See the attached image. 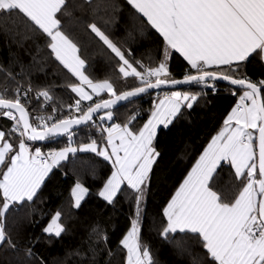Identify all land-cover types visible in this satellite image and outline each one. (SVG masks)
Segmentation results:
<instances>
[{"label": "snow or ice", "instance_id": "obj_1", "mask_svg": "<svg viewBox=\"0 0 264 264\" xmlns=\"http://www.w3.org/2000/svg\"><path fill=\"white\" fill-rule=\"evenodd\" d=\"M128 3L163 37L165 60L160 61L158 67L141 65L144 71L140 72L95 24L89 25L121 61L119 71L123 77L132 76L139 81L138 86L118 93L109 80L94 82L85 75V61L77 55L75 43L61 31L57 18L66 0H0V13L23 14L49 38L47 47L55 59L79 81V84L68 85L79 97L74 106H70L78 115L70 114L61 119L38 116V124L30 123L20 95L9 98L0 93V116L13 121L10 131L20 137L19 150L15 151L6 138L8 133L0 130V166L6 169L0 172V194L3 197L0 244L6 240L3 218L10 204L32 201L45 177L66 160L69 153L90 151L112 165L111 174L99 192L104 200L112 203L125 182L138 193L135 197L136 218L121 240L122 247L127 250L126 264H152L149 249L142 248L139 243V218L142 185L159 155L153 147V140L157 126L163 124L167 127L183 103L187 102L186 106L192 108L197 94L172 91L165 95L153 106L147 122L138 130L131 127L135 117L123 125L97 126L101 133H107L103 146L92 140L74 147L72 129L87 125L102 109H112L118 102L137 97L148 89L180 84L211 87L209 79H220L242 86L245 91L224 120V127L212 137L163 209L167 223L162 234L166 236L177 231L195 234L202 241L211 264H264V102L261 99L264 80L257 84L246 76L236 78L233 75L239 62L246 61L252 54L264 59V0H128ZM169 50L179 53L190 65L183 79L172 78L168 70ZM221 66H228V69L225 71ZM85 86L91 89V93L85 90ZM104 92L108 99L101 97ZM93 94L100 99L93 101ZM37 97L51 100L47 90L37 92ZM82 101L93 102L82 107ZM105 118L111 121L112 111L99 117L101 121ZM249 129L258 132V137L254 139ZM65 134L70 143L47 155L40 148L31 152L26 143V140L44 141ZM221 162L229 163L235 171V178L243 182L231 201L213 187L214 174ZM87 191L79 182L75 184L72 196L76 206ZM60 215L57 212L52 217L44 228L45 233L60 236L64 231L58 222ZM8 243L15 247L10 239Z\"/></svg>", "mask_w": 264, "mask_h": 264}, {"label": "trees", "instance_id": "obj_2", "mask_svg": "<svg viewBox=\"0 0 264 264\" xmlns=\"http://www.w3.org/2000/svg\"><path fill=\"white\" fill-rule=\"evenodd\" d=\"M60 29L75 43L78 56L85 61L83 69L94 82L109 80L119 93L138 86L135 77L124 78L119 71L121 61L91 31L95 24L126 58L143 72L141 67H158L165 60L163 38L140 16L126 0H66L57 13ZM49 38L23 14L0 13V93L14 98L20 88L47 90L50 106L30 97L22 101L29 117L57 109L60 119L69 116L70 106L77 98L71 83L75 78L55 59L47 47ZM139 61V63H137ZM172 78L183 79L187 64L177 53L167 62ZM236 67V65H233ZM227 70V67H222ZM194 74V70H191ZM236 78L247 77L259 84L264 80V63L260 55L252 54L239 63ZM211 87L190 85L178 92L197 94L192 108L186 105L165 128H161L153 147L157 156L149 173L148 183L140 201L139 243L147 247L152 264H211L202 241L188 232L162 234L166 225L163 209L204 149L224 127V120L234 108L243 91L208 83ZM149 94L114 111L110 125L128 123L138 130L148 120L154 101L162 94ZM101 97L108 99L107 94ZM264 102V89L261 91ZM95 97L93 101L99 100ZM81 103L86 107L92 103ZM12 122L0 117V130L17 151L20 137L10 131ZM93 123L77 131L71 143L77 146L96 140ZM257 133V132H256ZM26 139V138H25ZM40 150L64 148L70 141L66 136L44 144L29 143ZM6 170L1 167L0 172ZM112 165L103 157L89 152H76L55 167L35 198L17 209L10 208L3 218L6 240L0 245V264H126L127 250L121 240L131 229L136 216L137 192L124 185L112 203L100 198L99 192L110 176ZM213 187L228 200H234L243 182L235 178L229 165H221ZM2 176H0L1 179ZM79 182L87 191L85 199L75 206L72 190ZM3 198L0 194V206ZM59 212L64 231L60 236L44 232L52 217ZM12 241V247L8 240Z\"/></svg>", "mask_w": 264, "mask_h": 264}, {"label": "built area", "instance_id": "obj_3", "mask_svg": "<svg viewBox=\"0 0 264 264\" xmlns=\"http://www.w3.org/2000/svg\"><path fill=\"white\" fill-rule=\"evenodd\" d=\"M39 91H41V90H31V91H29V89L20 88V89H18V90L16 91V95H17V94L20 95L21 98H22V101H24V102H25V101H28L30 97H33V98H35L36 100L41 101V103L43 104L44 107L48 108V107L50 106V103H51L50 100H49V101H45L43 97H39V98H38V97H37V92H39ZM167 94H170V93L162 94L160 97H161V98H164V96L167 95ZM239 101H240V98L237 100V102L235 103L234 107L239 103ZM247 103H248V102H247ZM54 110H55V111H54ZM69 111H70V112H69V115H70V114H71V115H78V113L75 111L74 107L71 108ZM38 116H52L54 119H60L59 111H57V109H55V108H51V110H50L49 112H46V113H36V114H34V115L32 116V118L29 117L30 123L38 124L39 121L36 119V117H38ZM100 116H102V115H100ZM100 116L94 118V120L91 121V122L93 123L92 125H93V127L95 128L97 135L100 137V139H101L102 141H104V140H105L104 137H106L107 133H101V132L98 130V127H97V126L108 127V126H110V122H108V121L105 120V119H104L103 121H101V120L99 119ZM0 117L3 118V119H7V120H9L7 117H3V116H0ZM9 121H11V122L13 123L12 120H9ZM73 133H74V135L72 136V140H73L74 137L76 136L77 131H75V132H73ZM65 136L67 137V140H69V139H68V136H67V135H65ZM73 146H74V147H77V146H75L74 144H73ZM61 149H63V148L46 149V150H41V152H42L44 155H47L49 152H52V151H59V150H61ZM14 209L16 210L17 208L14 207Z\"/></svg>", "mask_w": 264, "mask_h": 264}, {"label": "water", "instance_id": "obj_4", "mask_svg": "<svg viewBox=\"0 0 264 264\" xmlns=\"http://www.w3.org/2000/svg\"><path fill=\"white\" fill-rule=\"evenodd\" d=\"M208 83H217V84H221V85L228 86V87H230L232 89H235V90L245 91V89L242 86L232 85V84L228 83L225 80H220V79L211 80V79H209L208 80ZM189 86L190 85H188V84H180V85H175V86H161V88H159V89H148L145 93H142V94L138 95L137 97L131 98L130 100L118 102L117 105H115L112 109H102L99 113H97L95 115L94 118H96V117H98L100 115L105 114L107 111H114V110H116V109H118V108H120V107H122V106H124V105H126L128 103H131L133 101L139 100V99H141L142 97H144L146 95L154 94V93H158V92H162V91H165V92L178 91V90H180L182 88H186V87H189ZM263 89H264V87L261 88V91ZM17 118H18V114H17ZM85 126L86 125L74 126L73 129H72V131L73 132L78 131V130H80L81 128H83ZM65 135H67V134H65ZM65 135H59V136H56V137H52V138L46 139L44 141H28V142L34 143V144H44L47 141H56V140H59V139H61ZM258 135L259 134L257 132L255 138L258 137ZM255 143L258 145V140H255ZM256 151H257V154H258V147L256 148Z\"/></svg>", "mask_w": 264, "mask_h": 264}, {"label": "crops", "instance_id": "obj_5", "mask_svg": "<svg viewBox=\"0 0 264 264\" xmlns=\"http://www.w3.org/2000/svg\"><path fill=\"white\" fill-rule=\"evenodd\" d=\"M127 2H128V0H126ZM129 4V3H128ZM130 5V4H129ZM131 6V5H130ZM132 7V6H131ZM133 8V7H132ZM134 9V8H133ZM135 10V9H134ZM136 11V10H135ZM137 12V11H136ZM138 13V12H137ZM140 16H142L140 13H138ZM143 17V16H142ZM146 21H147V19L145 18V17H143ZM151 26V25H150ZM155 30V29H154ZM156 31V30H155ZM157 32V31H156ZM158 33V32H157ZM159 34V33H158ZM160 35V34H159ZM162 37V36H161ZM163 38V37H162ZM170 51V54L171 53H173L174 51H172V50H169ZM174 53H177V52H174ZM181 58H182V60L187 64V66H188V68H190V65H188V63H187V61L186 60H184V58L179 54V53H177ZM54 56V55H53ZM168 59H169V57L167 58V61H166V63L168 62ZM263 60V63H264V59H262ZM59 62V61H58ZM241 62H244V61H241ZM241 62H239V63H241ZM63 66V65H62ZM222 67H227V66H221V68ZM66 69V68H65ZM67 70V69H66ZM68 71V70H67ZM69 72V71H68ZM70 73V72H69ZM71 74V73H70ZM72 75V74H71ZM181 93H184V92H181ZM160 99H163V98H161V97H157L156 99H155V101H154V105L155 104H158L159 103V101H160ZM187 104V102H185V103H183L182 105H181V107L182 106H184V105H186ZM153 105V106H154ZM154 110V109H153ZM152 110V111H153ZM103 115H105V114H103ZM102 115V116H103ZM173 119V118H172ZM105 120H107L108 122H110L107 118H105ZM147 122V121H146ZM145 122V123H146ZM161 128H165L164 127V125L163 124H161V125H158L157 126V133H158V131L161 129ZM249 131H251L250 129H249ZM157 135V134H156ZM156 137V136H155ZM155 137H154V140H155ZM154 140H153V143H154ZM28 142V141H27ZM30 143V142H29ZM117 143H118V141H117ZM98 144H100L101 146H103V145H105L106 144V139L103 141V142H101V143H98ZM28 145V144H27ZM28 147H29V150L31 151V152H34L35 151V147L34 146H32V145H28ZM19 149L17 148V151H18ZM108 151L110 152L111 151V149L109 148L108 149ZM77 152H80V151H77ZM89 153H93V152H90L89 151ZM70 154H72V153H69L68 154V156L70 155ZM68 158V157H67ZM63 161H65V160H63ZM63 161H61L60 163H62ZM221 165H229V166H231L229 163H227V162H221ZM220 165V166H221ZM220 166H218V168L220 167ZM2 166H0V168H1ZM57 167V166H56ZM55 168V167H54ZM53 168V169H54ZM217 168V169H218ZM52 169V170H53ZM52 170L49 172V174L45 177V179H44V181L42 182V184H41V187H42V185H43V183L46 181V179L48 178V176L50 175V173L52 172ZM233 170V172H234V175H235V171H234V169H232ZM150 173V172H149ZM258 178V177H257ZM1 179H2V177H1ZM146 184V183H145ZM142 185V187H145L146 185ZM124 185H127V183L125 182L122 186H121V188L124 186ZM41 187L38 189V191H37V193L39 192V190L41 189ZM121 190V189H120ZM120 190H118V192H117V194L119 193V191ZM37 195V194H36ZM86 195H87V192L84 194V196H83V199L81 200V202H80V204L82 203V201L85 199V197H86ZM1 196H2V194H1ZM117 196V195H116ZM115 196V197H116ZM115 197L113 198V200L115 199ZM3 198V197H2ZM35 198V197H34ZM33 198V199H34ZM72 198H73V201H74V204H75V199H74V197L72 196ZM100 198L102 199V200H104L101 196H100ZM105 202H107L106 200H104ZM29 203V202H31V201H27V200H25V201H23L22 203H19V204H17V203H15V202H13V203H11L10 204V206H9V209L10 208H13L14 209V207H18V206H20L21 204H23V203ZM108 203V202H107ZM79 204V205H80ZM75 206H76V204H75ZM8 209V210H9ZM7 210V211H8ZM51 222V221H50ZM49 222V223H50ZM59 222V221H58ZM177 232H179V231H177ZM172 233V232H171ZM46 234H48V235H53V236H56L54 233H52V234H49V233H46ZM1 245V244H0Z\"/></svg>", "mask_w": 264, "mask_h": 264}, {"label": "rangeland", "instance_id": "obj_6", "mask_svg": "<svg viewBox=\"0 0 264 264\" xmlns=\"http://www.w3.org/2000/svg\"><path fill=\"white\" fill-rule=\"evenodd\" d=\"M78 55V54H77ZM137 69V68H136ZM73 76V75H72ZM123 76V75H122ZM74 77V76H73ZM130 77H132V76H130ZM75 78V80L77 81V83L76 84H79V81L76 79V77H74ZM125 78V77H124ZM128 78V77H127ZM85 90L86 91H88L89 93H91V89L90 88H88L87 86H85ZM244 92V91H243ZM243 92H242V94H241V96L243 95ZM74 95H75V97L77 98V100L79 99V97L76 95V93H74V92H72ZM102 94H107L106 92H104V93H101V95ZM108 95V94H107ZM95 97H97V96H95V94H93V99L95 98ZM88 102H90V101H82L81 103H88ZM193 103V102H192ZM248 103H250V101L248 102ZM252 132H253V135H254V139H255V136H256V132H255V130H252V129H250ZM149 177V176H148ZM146 184V186H147V183H148V179L146 180V182H145ZM146 186L145 187H142L143 189H145L146 188ZM140 217H141V206H140ZM136 218V216L134 217V219ZM139 221H140V218H139Z\"/></svg>", "mask_w": 264, "mask_h": 264}]
</instances>
